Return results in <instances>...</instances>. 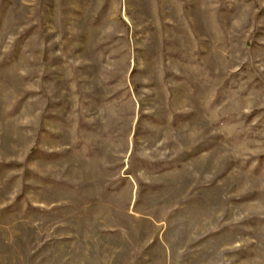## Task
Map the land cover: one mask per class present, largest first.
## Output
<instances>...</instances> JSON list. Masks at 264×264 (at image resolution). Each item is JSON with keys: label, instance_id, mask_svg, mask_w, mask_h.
I'll list each match as a JSON object with an SVG mask.
<instances>
[{"label": "rangeland", "instance_id": "374dc122", "mask_svg": "<svg viewBox=\"0 0 264 264\" xmlns=\"http://www.w3.org/2000/svg\"><path fill=\"white\" fill-rule=\"evenodd\" d=\"M0 264H264V0H0Z\"/></svg>", "mask_w": 264, "mask_h": 264}]
</instances>
